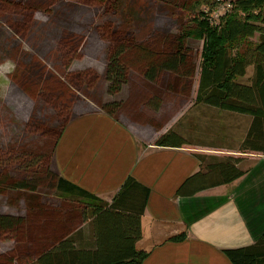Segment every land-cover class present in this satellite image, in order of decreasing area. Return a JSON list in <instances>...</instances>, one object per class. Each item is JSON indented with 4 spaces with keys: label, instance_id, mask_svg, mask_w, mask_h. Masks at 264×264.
Listing matches in <instances>:
<instances>
[{
    "label": "trees",
    "instance_id": "1",
    "mask_svg": "<svg viewBox=\"0 0 264 264\" xmlns=\"http://www.w3.org/2000/svg\"><path fill=\"white\" fill-rule=\"evenodd\" d=\"M156 1L157 11L165 18L185 10L195 12L192 28H185L181 35L155 31L140 40L128 25L112 29L105 22L99 28L92 26L90 7H111L113 0H0V50L8 49L9 40L18 41L23 36L25 40L29 18L50 7L54 25L47 33L60 34V43L65 38L71 42L84 39V28L89 26V38L98 36L110 44L104 46L96 38L92 43L85 40L87 47L81 55L87 54L93 43L99 44L101 56L106 57L104 72H87L86 79L73 83L69 96L67 91L56 94L59 86L54 91L48 86L51 93L46 91L43 96L37 91L39 86L47 87L42 69L36 71L31 66L26 70L34 82L24 89L28 93L24 96L35 106L24 124L29 131L19 143V148H24L0 153V196L9 207L23 203L25 213L0 214V242L14 244L11 250L0 253V264H139L146 255L136 244L142 236L148 188L127 177L106 203L52 168L57 142L79 103L89 101L116 122L125 118L156 131L154 145L158 147L189 146L164 126L191 100L246 115L251 123L238 153L264 156V0H229L231 9L212 26L206 20L217 0ZM201 5L207 10L197 13L195 9ZM254 35L257 42L245 53L231 54L239 41ZM188 38L203 39L201 49L193 53L184 44ZM72 59L70 56L67 61ZM21 64L17 62L16 67ZM250 66L249 82L238 83ZM123 87L128 90L126 100H105V96L119 95ZM168 99L178 103L177 111L165 113ZM46 107L49 117L43 114ZM240 161L230 157L207 166L205 172L188 178L177 193L193 195L238 179L244 174L236 168ZM183 239L184 233L169 238L175 242ZM81 241L89 244L81 245ZM224 254L231 264H264V233L256 244Z\"/></svg>",
    "mask_w": 264,
    "mask_h": 264
},
{
    "label": "crops",
    "instance_id": "2",
    "mask_svg": "<svg viewBox=\"0 0 264 264\" xmlns=\"http://www.w3.org/2000/svg\"><path fill=\"white\" fill-rule=\"evenodd\" d=\"M234 115L244 117L240 132L222 129L204 142L175 148L154 145L158 133L148 127L116 122L100 111L74 114L57 142L52 168L108 203L127 177L149 189L136 244L146 255L139 264H231L224 251L252 246L264 233V156L239 155L251 118ZM187 122L186 132L206 135L194 118ZM230 157L241 158V177L193 195L177 193L188 178ZM179 233L183 240H169Z\"/></svg>",
    "mask_w": 264,
    "mask_h": 264
},
{
    "label": "rangeland",
    "instance_id": "3",
    "mask_svg": "<svg viewBox=\"0 0 264 264\" xmlns=\"http://www.w3.org/2000/svg\"><path fill=\"white\" fill-rule=\"evenodd\" d=\"M113 1L111 7H90L92 12V26L96 25L97 28H99L100 25L105 22L109 23L112 29L116 27L122 28L124 25H128L133 30L135 37L140 40L155 31L181 35L185 31V28H192V21L196 16H193L195 12L193 13L191 10H185L179 15L166 18L162 17L157 11L159 2L157 4L156 0ZM224 1L231 3L229 0ZM204 9L207 10V7L201 5L195 10L198 13L199 10L204 11ZM52 17V7L41 12L37 11L33 17H30L28 20L30 28L25 40H22L25 36H23V38L20 37L22 39L18 41L12 42L9 40L7 44L10 45L5 48H8L11 52L8 49L0 50V153L2 154L24 148V145L19 148V143L22 141L24 135L27 134L28 128H26L24 124L29 116L33 114L34 110L32 111V109L35 106L33 102L29 101L24 96L25 94H28L24 89L33 85L34 82L32 76L30 75L29 77V74L25 73L27 69L31 66H33L36 71L39 70V68L42 69L46 77L44 83H46L47 87L39 86L37 91H41L43 96L46 91L51 93L50 88L54 91L58 86L63 91L60 89L56 94L61 95L63 92L65 94V91H67L69 96L72 92L73 83L77 84L81 77L86 79V77H88V74H86L87 72H94L96 75L104 72L106 57L101 56L99 51L101 46L99 44L93 43L91 45L92 49L86 51L87 54L81 55L83 47H87L85 40L92 35L91 27L88 26L84 28V39L71 42L67 41L65 38V42L60 43V34L56 36L54 34L48 35L49 33H47L52 30L54 25L51 20ZM202 18H204L203 15ZM206 22L211 25L209 20H206ZM43 35L44 38L42 37ZM94 38L102 43V45L110 46L106 39H102L98 36L89 38V41L92 43ZM239 42L241 43L230 50L232 55L237 52L245 53L257 42V35H254V37L249 39H243V41ZM184 44L189 46L193 53H196L198 49H201L203 39L191 40V38H188ZM11 55L13 57H10ZM70 56L74 57V59L68 62L67 60ZM33 57L38 60H33ZM22 59H26V61L22 63ZM17 62L19 65L22 63L21 66L16 67ZM21 71L24 74H21ZM251 71L252 67L250 66L246 69L245 76L243 78H238L237 82L248 83L252 75ZM48 86H50V88ZM37 91L35 93H37ZM127 96L128 90L127 88L125 90L124 87L119 95L113 97L105 96V100H126ZM42 102H44V99ZM89 103L91 102L84 101L83 103L76 105L74 107L73 115L98 112V109L91 105L92 103ZM177 104L178 103H175L173 99L166 100L165 113H169L172 110L177 111ZM90 106L93 108H88ZM43 114L44 116L49 117L50 112L47 107ZM191 117L197 122L196 127H198V130H206L204 131L206 135H193L190 131H185V126H188L189 124L187 120ZM242 118L244 117L237 118L236 115L230 112L221 111L203 104H194L191 100L178 112L177 115H175V117H172L168 126H164V129L174 131L188 143L194 141L197 142L199 141V138L204 142L207 138L219 135L222 132V129L233 131L238 130L240 132L241 127L245 123ZM121 122L127 124L128 120L122 118ZM184 133H186V135H184ZM221 137L223 138L222 135L220 138ZM50 198L52 200L54 199L52 197H49V199ZM105 200L102 201L107 202ZM24 213L25 208L23 203H20L17 207H9L6 204V199L0 196V214L23 215ZM13 247L14 244L12 242H0V253L9 251Z\"/></svg>",
    "mask_w": 264,
    "mask_h": 264
},
{
    "label": "built area",
    "instance_id": "4",
    "mask_svg": "<svg viewBox=\"0 0 264 264\" xmlns=\"http://www.w3.org/2000/svg\"><path fill=\"white\" fill-rule=\"evenodd\" d=\"M217 2L218 4L214 7L213 11L211 12V17L209 16V21L212 25H216L220 16L227 13L231 9V3H227L223 0H217Z\"/></svg>",
    "mask_w": 264,
    "mask_h": 264
}]
</instances>
